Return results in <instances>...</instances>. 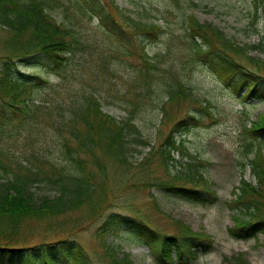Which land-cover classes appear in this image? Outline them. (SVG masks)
Wrapping results in <instances>:
<instances>
[{
  "label": "trees",
  "instance_id": "trees-1",
  "mask_svg": "<svg viewBox=\"0 0 264 264\" xmlns=\"http://www.w3.org/2000/svg\"><path fill=\"white\" fill-rule=\"evenodd\" d=\"M110 1L111 9L99 0H69L75 12L88 15L89 20L96 18L97 26L114 36L124 30L128 37L143 40L149 32L160 28L155 23L130 19ZM252 1L255 5L259 2L264 5V0ZM62 4V0H0V264H89L82 245L71 233L62 235V232L76 231L80 218L103 217L104 226L119 222V214L108 212L110 200L118 192L114 186L120 188L128 182L134 167L131 158L141 152L137 146L148 147L149 153L157 155L168 168L174 159L172 151L179 150L182 155L186 152L183 139L175 138L174 133L181 136L197 122L196 108L206 109L192 88L182 81L178 70L156 69L153 65L156 61L153 56H156L142 51L143 64L131 77V82L138 86L132 92L127 117L116 119L104 111L97 95L99 88L89 86L88 80L102 84L113 78L109 64L119 47L106 50L100 39L84 38L71 17L67 23L58 22L52 11ZM120 19L129 23L133 32L124 29ZM183 34L189 40L190 59L214 66L221 81L226 85L230 82L236 95H240L242 86L246 87L241 96L243 100L254 95L256 82L261 85V95L255 94V97L264 94V85L255 75L257 70L248 72V67L235 59L240 55L252 65L261 63L247 55L246 45L236 44L215 26L201 24L193 16H189ZM33 56L47 59V74L55 81L38 73L13 71L15 59L23 61ZM85 62L92 64L85 65ZM77 64H81L76 71L79 75H67ZM150 64L152 68H147ZM76 81L79 86L73 85ZM48 89L52 91L45 93ZM150 96L153 102L156 98V105L142 102L143 97ZM179 102H184L186 112L178 119H171L169 132L160 139L158 149H153L136 123V117L156 106L163 122L168 117L167 107ZM53 106L61 108L56 119L49 115ZM14 120L21 130L10 136L11 133L5 131H8L6 127L16 125L9 126ZM41 123L56 125L59 137L55 151L62 163L41 155L36 145L38 134L33 132ZM8 136L6 144L3 138ZM242 136L245 155L252 154L242 166H250L256 182L245 180L241 175L234 198L228 204L233 222L228 233L236 239L247 240L264 232L261 145L264 114H259L249 126L244 125ZM18 146H24L25 150L16 154ZM192 162L186 163L184 172L155 185L180 198L211 204L216 196L196 170L198 163L193 165ZM40 233L55 237L36 238ZM152 237L150 235L148 240ZM211 242L204 232H193L182 226L178 235L155 239V254L159 261L168 259L167 264L174 261L190 264L199 251L209 250ZM173 248L176 257L171 255ZM107 254L113 264H133L127 255L116 257L114 249ZM228 264L250 263L243 253H238Z\"/></svg>",
  "mask_w": 264,
  "mask_h": 264
},
{
  "label": "rangeland",
  "instance_id": "rangeland-1",
  "mask_svg": "<svg viewBox=\"0 0 264 264\" xmlns=\"http://www.w3.org/2000/svg\"><path fill=\"white\" fill-rule=\"evenodd\" d=\"M99 1H103L111 9L110 0ZM112 1L130 19L155 23L160 28L149 32V36L145 39L138 40L133 36L128 37L124 30L119 31L117 36L103 31L97 26L96 18L89 20L88 15L83 16L80 12H75L69 0H62L63 4L52 11L58 22L67 23L68 18H73L76 28L78 27L84 38L100 39L102 47L106 50L113 46L119 47V51L112 55L109 64L113 78H108L102 84L88 80L89 86L99 88L97 95L104 111L116 119L127 117V111L131 108L130 100L133 99L132 92L138 86L131 82V77L137 67L143 64L140 60L142 51L156 56H153L156 60L153 62L156 69L165 72L168 69L178 70L182 81L192 88L206 109L196 108L199 113L197 122L181 136L174 133L175 138L183 139L186 152L182 155L179 150L172 151L174 159L169 169L162 165L157 155L149 153L148 147L137 146L141 152L134 153L131 158L134 166L131 168V180L129 177L128 182L122 184L120 188L114 186L118 192L110 200L111 206L108 212L119 214V222L104 226L103 217L80 218L81 224L76 226V231H63L62 235L67 233L73 235L84 248L89 264H113L107 254L111 249L115 250V256L118 258L127 255L133 264H167L168 259L159 261L156 257L155 239L178 235L180 228L186 226L193 232H204L212 241L209 250L199 251L196 259L190 261V264H228V261L238 253H243L250 264H264L262 244L264 232L247 240L236 239L228 233V228L233 223L228 204L234 198L233 192L236 191L241 175L245 180L256 182L252 177L250 166H242L252 157V154L244 153L242 129L244 125L249 126L251 121L256 120L259 114H264V94L255 97V94L261 95V85L256 82L255 90L252 92L254 95L243 100L241 96L246 91L245 86L241 87L238 96L230 82L226 85L221 81L214 66L190 59V48L187 45L189 40L183 34L189 16H193L201 24L215 26L236 44L246 45L247 55L259 59L261 63L252 65L253 63H249L240 55L235 59L245 68L248 67L246 71L257 70L255 75L264 85L262 69L264 68V5L261 2L255 5L252 0ZM112 12L119 17L114 10ZM120 20L124 29L133 32L129 23ZM15 62L12 67L14 72L38 73L43 77L49 76L51 81H55L52 75L47 74L48 61L45 57L33 56L23 61L15 59ZM84 64L90 66L92 62ZM80 67L81 64L73 65V69L67 75H79L76 71ZM147 68H152V65ZM78 84H80L78 81L73 83L75 86H79ZM51 91L48 89L45 93ZM150 98L151 96L143 97L142 102L145 105L149 103L156 105V98L154 102ZM187 104L186 101L185 105ZM155 107L153 106L152 111L148 109L149 113L138 114L136 123L150 141L152 148L156 150L160 139L170 130L171 119L180 118L186 109L184 102L169 105L168 117L161 122V113L156 111ZM49 111V115L56 119L60 115L61 108L53 106ZM16 123L17 121L14 120L9 126ZM6 129L8 131L5 133H11L12 136L16 135L21 127L16 124ZM33 132L38 134L36 145L41 155L62 163L59 154L55 151L59 137L56 135V125L41 123L33 129ZM10 136L3 138L6 144L9 143ZM261 145L264 154V142H261ZM24 150V146H18L16 154ZM188 162L198 163L196 170L206 179L209 190L216 196L213 203L201 204L180 198L155 185L159 181L168 179L169 176L172 177L173 174L184 172V166ZM201 187L198 185V188ZM76 214L78 212H75ZM141 229L143 232L140 231ZM150 235L153 237L148 240ZM43 236L55 237L45 234L36 238ZM171 255L176 257L174 248ZM172 264L178 263L174 261Z\"/></svg>",
  "mask_w": 264,
  "mask_h": 264
}]
</instances>
